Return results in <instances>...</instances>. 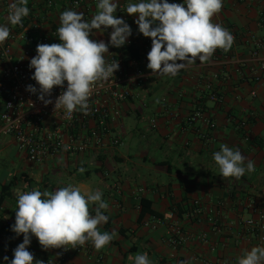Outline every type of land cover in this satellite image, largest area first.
<instances>
[{
	"label": "crops",
	"instance_id": "1",
	"mask_svg": "<svg viewBox=\"0 0 264 264\" xmlns=\"http://www.w3.org/2000/svg\"><path fill=\"white\" fill-rule=\"evenodd\" d=\"M66 1L54 0L50 8L47 0H28L29 22L24 32L49 35L59 27ZM12 2L2 0L0 5V25L9 27L10 33L7 16ZM116 2V16L132 30L128 41L144 52L137 17L126 13V5L138 0ZM96 4L88 11L90 18L97 11ZM213 22L234 36L231 49H217L210 61H197L175 77L151 75L147 68L151 45L141 59L133 61L126 53L128 42L119 48L109 44V57L137 62L145 73L138 98L123 105L117 125L123 144L116 149L31 163L15 139L2 133L0 120V198L3 187L15 182L10 195L0 200V264H10L14 249L23 242V236L11 230L17 190L55 191L63 187L57 182L63 177L82 192H102L109 207L104 211L108 221L100 230L117 236L101 250L87 242L88 250L81 253L43 250L32 237L28 250L44 264H133L129 257L145 252L153 264L185 260L191 264H237L245 250L264 246L260 233L243 224L258 218L255 211L264 214V0H223ZM111 31L94 32L92 38L108 43ZM4 44L11 45L18 56L26 47L20 38H8ZM213 94L216 100L211 98ZM2 108L1 100L0 111ZM199 112L201 117L196 116ZM132 115L139 123L147 122L144 129L132 122ZM222 143L239 149L246 157L245 165L248 160L254 163V171L239 180L223 179L213 160ZM81 167L85 169L82 173L78 171ZM50 169L56 182H47ZM22 175L32 182L21 181ZM143 200L151 203L157 216H146L140 222ZM196 200L200 209L194 207ZM92 209L94 215L95 205ZM174 227L185 237L179 246L170 242Z\"/></svg>",
	"mask_w": 264,
	"mask_h": 264
},
{
	"label": "clouds",
	"instance_id": "2",
	"mask_svg": "<svg viewBox=\"0 0 264 264\" xmlns=\"http://www.w3.org/2000/svg\"><path fill=\"white\" fill-rule=\"evenodd\" d=\"M28 0H13L8 8V22L20 25L29 15ZM223 0H183L170 3L169 0H138L126 5V13L137 17L138 31L151 38V49L147 53V68L152 76L175 77L183 69L210 61L217 49L228 51L234 43V36L213 17L221 12ZM96 13L90 21L82 12L64 10L59 16L57 36L59 43L37 45L36 55L30 59L29 68L34 69L31 77L39 86L38 99L45 106L52 104L53 89L61 91L54 103V112L63 110L67 114L81 111L88 114V100L97 84L107 82L119 70V63H109L106 54L109 44L119 48L132 35L131 27L123 18H118L116 0H98ZM111 28L110 40L92 38L94 32ZM10 36V29L0 25V44ZM33 94L37 88L28 85ZM45 97H49L46 99ZM223 179L239 180L246 172L254 171V163L247 161L239 149L233 150L221 144L213 153ZM79 172H84L81 167ZM15 222L11 230L23 236V242L13 251L10 264H44L28 250L35 237L43 250L76 249L91 242L96 250L105 248L117 233L101 231L107 223L104 214L109 207L99 189L82 192L81 188L68 184L55 191L17 190ZM92 205H95L93 215ZM133 264H153L148 254L137 253L129 257ZM8 261V257H4ZM179 264H191L180 261ZM237 264H264V246L245 250L237 258Z\"/></svg>",
	"mask_w": 264,
	"mask_h": 264
},
{
	"label": "built area",
	"instance_id": "3",
	"mask_svg": "<svg viewBox=\"0 0 264 264\" xmlns=\"http://www.w3.org/2000/svg\"><path fill=\"white\" fill-rule=\"evenodd\" d=\"M98 0H67L66 9L82 12L84 19L90 21L92 6ZM2 0H0V5ZM47 6L53 7L54 0H47ZM20 33L13 30L9 39L20 38L26 47L20 56L16 55L9 44H0V96L3 108L0 111L2 122V133L13 137L19 151L26 154L31 163H40L47 159L56 158L60 155L77 156L86 153H101L107 148L116 149L123 142L117 134V125L123 116V105L138 98V90L145 84V73L143 68L131 60L125 61L116 57H109V63L118 62L119 70L114 73L107 82L97 84L88 103V114L74 111L67 114L63 110L54 112L55 99L64 89L56 87L53 89L52 104L47 106L38 99L39 86L31 79L34 69L29 68L30 59L36 55V48L41 43H59L57 29L49 35H33L25 33V26H19ZM139 32V31H138ZM142 46L146 49L151 45V38L144 37L139 33ZM134 45L128 41V47ZM135 46V45H134ZM264 70V64L261 66ZM28 85L37 88L33 94L27 90ZM48 99L49 97H45ZM213 100L217 95L211 96ZM197 117H201L199 112ZM153 128L157 127L153 122ZM212 128L215 124H210ZM194 207L200 209L199 201H194ZM258 218H250L243 224L251 232H258L259 241L264 242V214L255 211ZM216 229V228H215ZM170 242L181 245L184 241L182 230L174 227L171 232ZM76 253L88 250L86 245L72 249ZM13 258V255L10 259Z\"/></svg>",
	"mask_w": 264,
	"mask_h": 264
},
{
	"label": "trees",
	"instance_id": "4",
	"mask_svg": "<svg viewBox=\"0 0 264 264\" xmlns=\"http://www.w3.org/2000/svg\"><path fill=\"white\" fill-rule=\"evenodd\" d=\"M28 22H29L28 16H26L22 19V23L20 25L27 26ZM20 25H16V26L12 25V30H15L16 32L20 33L21 32L19 29ZM126 53L133 61L139 60L143 56V52L141 51V49L134 45L128 47ZM0 101H1V96H0ZM20 180L25 182L26 184H30L32 182L29 179V177H27L26 175H22L20 177ZM14 183L15 182H11L9 185L3 187V196L0 198L1 202L5 200L8 197V195H10L12 189L14 188ZM146 216H157V214L151 209V203L149 201L143 200L141 202L140 222H142Z\"/></svg>",
	"mask_w": 264,
	"mask_h": 264
},
{
	"label": "rangeland",
	"instance_id": "5",
	"mask_svg": "<svg viewBox=\"0 0 264 264\" xmlns=\"http://www.w3.org/2000/svg\"><path fill=\"white\" fill-rule=\"evenodd\" d=\"M130 118H131L132 122H134V124H137L138 123L139 127H142L143 129L145 127V124H147V122H144V121L141 122V123L137 122V118L134 115H132ZM47 172H49L51 174L49 176L47 182H49V181L56 182L55 179H53V178H55V175H54L55 172H54V170L53 169H50ZM52 176H54V177L52 178ZM58 180L59 181H57V182L60 183V184H62L63 186H66V185L70 184V181H69V178L68 177H63V178H60Z\"/></svg>",
	"mask_w": 264,
	"mask_h": 264
}]
</instances>
